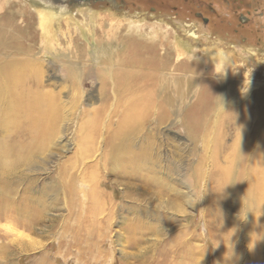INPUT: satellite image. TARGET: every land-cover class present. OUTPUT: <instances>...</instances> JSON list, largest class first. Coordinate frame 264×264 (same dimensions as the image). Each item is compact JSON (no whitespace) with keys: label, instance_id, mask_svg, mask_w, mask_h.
Here are the masks:
<instances>
[{"label":"rangeland","instance_id":"obj_1","mask_svg":"<svg viewBox=\"0 0 264 264\" xmlns=\"http://www.w3.org/2000/svg\"><path fill=\"white\" fill-rule=\"evenodd\" d=\"M130 4L0 0V71L14 59L37 63L41 88L66 115V130L24 176L3 178L0 168V189L22 207L33 198L41 211L34 219L22 209L1 214L0 264H178L174 236L186 226L194 264H264V183L241 177L243 152L233 147L245 127L257 138L251 155L261 160L249 168H264V0H199L200 16L174 11L180 0L158 6L159 14ZM123 121H132L127 147L144 156L106 164L105 139ZM94 125L100 133L89 153L83 140ZM131 167L180 197L159 198L146 184L154 190L137 197L135 189L127 199L124 182L140 183ZM73 172L76 189L103 190L112 219L106 211L94 222L75 218L60 181ZM137 236L142 241L132 243Z\"/></svg>","mask_w":264,"mask_h":264},{"label":"bare ground","instance_id":"obj_2","mask_svg":"<svg viewBox=\"0 0 264 264\" xmlns=\"http://www.w3.org/2000/svg\"><path fill=\"white\" fill-rule=\"evenodd\" d=\"M14 60L9 61L0 71V153L3 156V161L2 159L0 161V163L2 164L0 165V168H2L4 165V171L2 174L3 178L5 177L7 179H13L17 176H24L23 169H27L32 166L35 154L39 153L40 155V153L50 148L49 145L56 137V135L66 130V124L64 123V121H66V115H64L63 112H60L62 108L56 106L58 104L54 102V100H52V97L51 99H48L50 95L48 94V90L46 91L41 88V72L38 64L26 59V62L16 65V63H14ZM32 79L33 81L36 79V81H34V84L39 86L38 89H35L31 86L33 84ZM263 115L264 107H262L261 117ZM131 122H121L116 127V129L111 132L109 138L107 140L105 139V142L107 141L108 144L107 147L110 148V151L108 153L103 154V158L105 159L106 164L111 163L120 165L123 163L122 160H124L125 157H135L136 160H139L140 156H144L145 152L139 151L133 153L134 151L128 148L129 144L131 143L129 138L130 131L132 130V126L130 124ZM254 126H260L259 122ZM244 131L245 127H243V129H239V134L243 137H240L239 142L233 146L234 152H243L244 161L243 163H241V177H254L260 186L261 184L263 185L264 178L262 179L260 176H258V171L264 168H249L250 165L256 167H259V165H261V160H258L257 155L252 156V153L250 152L252 146L257 143V138L256 135H252V133L251 135H246ZM99 133L100 130L97 129V127H95L94 125L85 135L83 140V148L86 147L89 153L92 152V150H96L97 140H95V137H98ZM260 142L264 146V135L262 138H260ZM16 152L18 156L14 155V153ZM214 156H219V152L214 154ZM207 159L208 157L206 155L201 156V158L199 159V168L196 169V177L198 181H201L203 176L205 177L206 175V172L204 171L205 168L203 169V165L206 164ZM232 164L234 165L235 163ZM67 167L68 166L66 165L63 166V168ZM93 169H95V167H93ZM113 169L115 172H118L117 170H119L120 168ZM142 169L144 168H132V170L130 169L131 171L128 173V175L134 172V175L137 177V179L140 180V183L132 181L124 182V195L127 197V199H129L131 195H134L133 191L135 189L138 190L137 197L144 196L147 194V191L152 192L154 190L146 187V184L156 187L155 191L153 192H155L154 194H156V196L159 198H162L163 195L167 193H174V195L172 196H175L174 198L177 197V192L166 188L165 184L160 182L158 179H155L154 176H148L147 174H144ZM230 170H232V168L228 169V171ZM77 175L78 173L75 174V172H73L68 174V178H66L68 179L67 181L65 180V177H62L60 179L63 194H65V197L69 198L70 201L73 202V204L76 206L74 212V214L76 215L75 218L78 220L81 219V221L83 222L90 221L91 219L94 222L97 220V214L104 211L109 213V218H111V215L114 213V206L110 203L111 201H109L108 197H105V200L103 199V190L96 189V186L90 185L86 192H81V190H78L79 188L76 189L74 186V182H78L76 178ZM80 193L82 194L80 195ZM9 194L11 195V193ZM179 197L180 195H178V198ZM12 198L13 197L7 196L5 194V190L3 191L2 189H0V216L1 214H6L8 208L12 209V211H16L17 209L20 211V209H22L23 215H21L30 219H34L40 215L41 211L34 206L35 201L33 198L29 196L26 197L23 207L20 204L17 205L16 203H14V201H12ZM10 203H12V206L7 207ZM106 205L108 206L106 207ZM177 210L181 211L182 209L177 205ZM111 219L107 220L110 221ZM192 235L193 230L190 226H186L184 230L180 231V233H177L174 236L173 242H175L179 249V251L177 252V257L181 258L178 264H194L195 262L193 245L190 243ZM139 237L140 236H137L134 240H132V243H135V241L136 244L140 243L142 241V237ZM182 243L186 244L185 251H182L181 248H179L180 244ZM140 253L142 252L140 251ZM145 254L146 253L139 256L143 258L145 257Z\"/></svg>","mask_w":264,"mask_h":264},{"label":"flooded vegetation","instance_id":"obj_3","mask_svg":"<svg viewBox=\"0 0 264 264\" xmlns=\"http://www.w3.org/2000/svg\"><path fill=\"white\" fill-rule=\"evenodd\" d=\"M97 2H107V3H111L112 2H115V3H119L121 4V6H127L128 3H132L130 5H133V3L135 2H142L143 5L147 8L148 12H152V13H156V14H159L158 13V6L160 5H168L170 2H177L178 3V0H95ZM181 1V5L183 6H177V5H174L173 6V10L174 11H178L181 8H183L184 10H187L190 14H194L195 16H200L202 15V13L198 10H196L197 8V3L199 0H180ZM157 6V7H156ZM210 7V10H214L215 8L212 7V6H209ZM182 9V10H183ZM213 12V11H212ZM204 22H208V18L206 17H202Z\"/></svg>","mask_w":264,"mask_h":264},{"label":"crops","instance_id":"obj_4","mask_svg":"<svg viewBox=\"0 0 264 264\" xmlns=\"http://www.w3.org/2000/svg\"><path fill=\"white\" fill-rule=\"evenodd\" d=\"M125 51H126V49L124 50V53H123V54H124V58H123V60L126 61V60L131 59V57L126 55L128 50H127L126 52H125ZM128 53H129V52H128ZM228 56H229V55H227V56H225V57L223 56V59H224V60H227V59H228ZM152 58H153V57H152ZM153 59H157V58L154 56ZM110 60H112V59H110ZM167 60H170V58L167 59ZM167 60H166V61H167ZM155 65H156V64H155ZM198 66H199V65H198Z\"/></svg>","mask_w":264,"mask_h":264}]
</instances>
